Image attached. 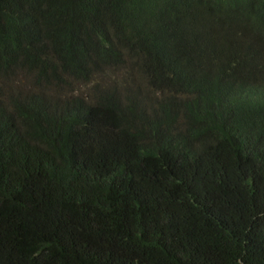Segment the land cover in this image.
<instances>
[{"label":"trees","instance_id":"16d2710c","mask_svg":"<svg viewBox=\"0 0 264 264\" xmlns=\"http://www.w3.org/2000/svg\"><path fill=\"white\" fill-rule=\"evenodd\" d=\"M0 264H264V0H0Z\"/></svg>","mask_w":264,"mask_h":264},{"label":"rangeland","instance_id":"374dc122","mask_svg":"<svg viewBox=\"0 0 264 264\" xmlns=\"http://www.w3.org/2000/svg\"><path fill=\"white\" fill-rule=\"evenodd\" d=\"M108 75V77L110 78V79H112V76L111 75H113V72H110V73H108L107 74ZM78 95H81V96H83V92H78Z\"/></svg>","mask_w":264,"mask_h":264}]
</instances>
